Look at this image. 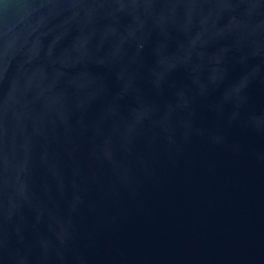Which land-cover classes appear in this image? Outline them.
Returning <instances> with one entry per match:
<instances>
[{
    "label": "water",
    "instance_id": "obj_1",
    "mask_svg": "<svg viewBox=\"0 0 264 264\" xmlns=\"http://www.w3.org/2000/svg\"><path fill=\"white\" fill-rule=\"evenodd\" d=\"M0 264H264V0H0Z\"/></svg>",
    "mask_w": 264,
    "mask_h": 264
}]
</instances>
